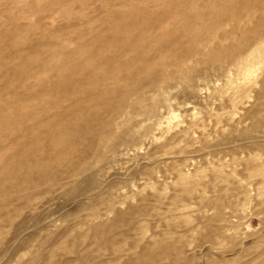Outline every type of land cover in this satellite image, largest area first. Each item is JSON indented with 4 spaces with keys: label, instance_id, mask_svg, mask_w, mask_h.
<instances>
[{
    "label": "rangeland",
    "instance_id": "obj_1",
    "mask_svg": "<svg viewBox=\"0 0 264 264\" xmlns=\"http://www.w3.org/2000/svg\"><path fill=\"white\" fill-rule=\"evenodd\" d=\"M0 264H264V0H0Z\"/></svg>",
    "mask_w": 264,
    "mask_h": 264
}]
</instances>
